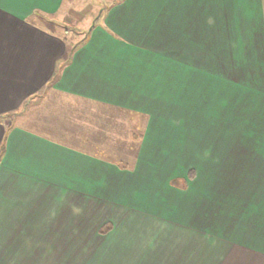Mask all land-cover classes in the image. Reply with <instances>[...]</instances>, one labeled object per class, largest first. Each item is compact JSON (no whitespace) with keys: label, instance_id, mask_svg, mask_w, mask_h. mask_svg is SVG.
Instances as JSON below:
<instances>
[{"label":"crops","instance_id":"obj_1","mask_svg":"<svg viewBox=\"0 0 264 264\" xmlns=\"http://www.w3.org/2000/svg\"><path fill=\"white\" fill-rule=\"evenodd\" d=\"M64 1L0 0V264H264V0H117L77 43ZM108 112L133 171L90 151ZM102 190L164 235L76 245L65 192Z\"/></svg>","mask_w":264,"mask_h":264},{"label":"rangeland","instance_id":"obj_2","mask_svg":"<svg viewBox=\"0 0 264 264\" xmlns=\"http://www.w3.org/2000/svg\"><path fill=\"white\" fill-rule=\"evenodd\" d=\"M115 1L117 0H65L62 7L63 10L57 17L61 23L68 25L62 29V36L67 37L72 43H77L92 27L94 22L100 21L101 13ZM69 9H71V12L67 15ZM54 32L57 33L56 31ZM59 33H61L60 29ZM98 119L97 131L99 140L97 142H101L102 145H98L100 147L98 150L96 149L97 151H90L101 153L98 156H102L107 162L118 165L117 167L122 171H133L136 161L135 155L141 145L139 138L143 133L142 122L136 118L111 112L105 113ZM196 155L198 158L201 157L198 153ZM190 170L192 172L188 173L189 180L195 176V169L192 167ZM172 184L177 188L182 187L184 189L185 187L184 183L179 179L176 183L172 182ZM73 193L65 192V199H63L64 209L66 214H73V216L81 218L79 223L81 235L80 238L75 240L77 242L76 245L86 248L84 250L89 248L90 252L92 248L98 246L127 245L137 248V250H134L137 253L138 250H149L159 240L157 238L159 235H156L160 234V223L150 219L143 220L142 215L130 216L126 214V207L113 208L108 205L104 197L107 195V190L96 191L92 194ZM131 193L132 197H135L136 192ZM138 218L139 221L137 220ZM130 219L131 221H129ZM83 220L88 222L85 223ZM161 229L162 236L164 235V229ZM114 230L116 233L112 235ZM108 237L112 239L113 244L107 243ZM116 240H119L118 243Z\"/></svg>","mask_w":264,"mask_h":264},{"label":"trees","instance_id":"obj_3","mask_svg":"<svg viewBox=\"0 0 264 264\" xmlns=\"http://www.w3.org/2000/svg\"><path fill=\"white\" fill-rule=\"evenodd\" d=\"M2 156V150L0 151V157Z\"/></svg>","mask_w":264,"mask_h":264}]
</instances>
